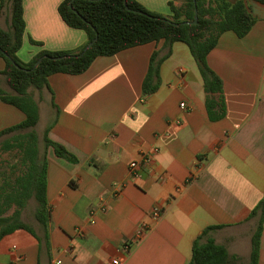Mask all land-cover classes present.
I'll list each match as a JSON object with an SVG mask.
<instances>
[{"label": "crops", "instance_id": "1", "mask_svg": "<svg viewBox=\"0 0 264 264\" xmlns=\"http://www.w3.org/2000/svg\"><path fill=\"white\" fill-rule=\"evenodd\" d=\"M61 1L23 0L25 33L17 51L22 61L42 49L85 44V32L60 16ZM137 1L171 15L170 0ZM241 1L255 23L243 37L223 32L207 55L223 83L220 119L209 118L198 66L179 41L161 63L160 84L150 94L143 95L142 82L162 41L98 56L80 74L53 73L49 88L33 92L41 155L49 128L48 137L77 161L47 148L49 224L43 228L35 219V201L27 216L30 199L21 218L34 234L17 229L4 235L0 264H106L113 258L120 264H187L199 238H212L237 256L229 264H247L258 220L250 212L264 195V4ZM9 22L5 8L0 25L7 28ZM4 65L0 56V70ZM24 117L0 101V130ZM131 160L139 162L134 170ZM143 222L146 231L132 241ZM259 264H264V222Z\"/></svg>", "mask_w": 264, "mask_h": 264}, {"label": "trees", "instance_id": "2", "mask_svg": "<svg viewBox=\"0 0 264 264\" xmlns=\"http://www.w3.org/2000/svg\"><path fill=\"white\" fill-rule=\"evenodd\" d=\"M62 0L57 10L63 21L72 28L82 29L86 42L76 50H40L28 62L17 56L25 33L23 0H0V12L8 9L7 28L0 25V56L5 65L0 70V101L21 110L25 117L20 122L0 130V239L17 229L34 234L32 227L21 218L22 210L34 199L35 219L46 228L50 221L47 200L46 150L52 147L57 156L69 161L77 158L59 142L43 132L44 151L39 149V136L35 126L39 120L38 101L33 90L49 88L48 78L53 73L80 74L86 71L98 56H110L121 50L149 42L162 41L154 50L142 82L143 95L154 92L160 84L161 63L169 57L174 42L185 43L200 72L205 91V106L211 120L225 114L223 83L207 64L208 53L217 45L223 32L232 31L245 36L256 18L241 0H179L168 2L171 15L153 12L137 0ZM264 4V0H257ZM71 2L72 7L69 3ZM195 7L198 18L194 20ZM76 11H75V10ZM95 36L96 41L79 54ZM33 43H40L30 39ZM43 55L59 56L54 59ZM3 153H12L14 160H3ZM257 217L251 236V251L247 264H259L260 236L264 222V195L250 212ZM237 256L230 255L226 247L212 238L202 242L194 240L192 256L187 264H229Z\"/></svg>", "mask_w": 264, "mask_h": 264}, {"label": "built area", "instance_id": "3", "mask_svg": "<svg viewBox=\"0 0 264 264\" xmlns=\"http://www.w3.org/2000/svg\"><path fill=\"white\" fill-rule=\"evenodd\" d=\"M180 107L181 108H186V103L184 102V101H182L181 103H180ZM156 150H154V152H155ZM151 159H152V153H149L148 155H146V157H145V159H144V161H145V163L147 164V163H149L150 161H151ZM128 166H129V168L131 169V170H134V169H136L138 166H139V162L137 161V160H131L130 162H129V164H128ZM159 208L158 207H156V208H154L153 209V211H152V217L153 218H158L159 217ZM147 224L146 223H141L140 225H139V227L137 228V230H136V232H135V234H134V236L131 238V240L132 241H138V240H140V238H141V236L144 234V232L146 231V229H147ZM121 263V260L119 259V258H113V259H111L109 262H107L106 264H120Z\"/></svg>", "mask_w": 264, "mask_h": 264}, {"label": "water", "instance_id": "4", "mask_svg": "<svg viewBox=\"0 0 264 264\" xmlns=\"http://www.w3.org/2000/svg\"><path fill=\"white\" fill-rule=\"evenodd\" d=\"M69 5H70V7H72V5H71V2L69 3ZM124 5L126 6V8H128V5H127V1L126 0H124ZM75 10V9H74ZM76 11V10H75ZM197 18H198V10H197V8L195 7V10H194V20L193 21H183L182 23H190V22H192V23H195V22H197ZM96 39H97V36H95L90 42H88L87 44H86V46L83 48V50L79 53L80 55L82 54V53H84L95 41H96ZM47 57L48 55H43V56H40L36 61H35V63H34V66L33 67H36L40 62H41V60L43 59V57ZM48 57H51V58H54V59H58V58H60L59 56H54V57H52V56H48Z\"/></svg>", "mask_w": 264, "mask_h": 264}, {"label": "rangeland", "instance_id": "5", "mask_svg": "<svg viewBox=\"0 0 264 264\" xmlns=\"http://www.w3.org/2000/svg\"><path fill=\"white\" fill-rule=\"evenodd\" d=\"M33 92H35V90H33ZM2 158H3V160H7L10 162L14 160L12 153H3ZM33 205H35V202H34V200H31L28 204V207L25 209V213H27V216H29V217L33 213Z\"/></svg>", "mask_w": 264, "mask_h": 264}]
</instances>
